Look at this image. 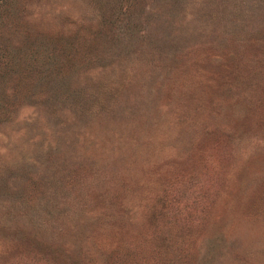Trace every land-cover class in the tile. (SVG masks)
<instances>
[{
	"label": "rangeland",
	"instance_id": "1",
	"mask_svg": "<svg viewBox=\"0 0 264 264\" xmlns=\"http://www.w3.org/2000/svg\"><path fill=\"white\" fill-rule=\"evenodd\" d=\"M0 264H264V0H0Z\"/></svg>",
	"mask_w": 264,
	"mask_h": 264
}]
</instances>
